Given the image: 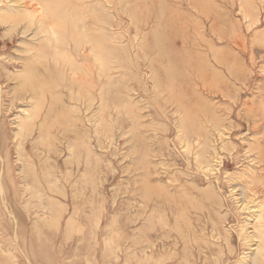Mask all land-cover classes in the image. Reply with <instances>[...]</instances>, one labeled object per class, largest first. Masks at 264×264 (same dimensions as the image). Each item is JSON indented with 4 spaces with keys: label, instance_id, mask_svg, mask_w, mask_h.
<instances>
[{
    "label": "rangeland",
    "instance_id": "obj_1",
    "mask_svg": "<svg viewBox=\"0 0 264 264\" xmlns=\"http://www.w3.org/2000/svg\"><path fill=\"white\" fill-rule=\"evenodd\" d=\"M75 2L55 5L69 6V14L76 11L94 36L109 37L108 75L101 59L94 62L93 51H87L92 58L78 57L71 46L62 47L60 59L38 55L40 35L23 33V24L8 32L9 24L0 23V125L5 123L16 179L7 195L16 211L5 210L0 198L10 228L0 222V263L33 264L23 237L27 242L41 238L39 222L52 218L50 205L44 206L24 180L20 142L59 175L81 177L89 155L90 163L98 164L95 197L107 206V224L115 218L118 229L109 264H139L176 247V264H182L179 253L189 249L194 264L209 256L214 260L218 246L225 251L221 264H251L255 256L264 257L258 253L264 248V194L246 186L262 167L255 157L258 139L264 143V122L258 131L247 125L264 117V0ZM20 3L0 0V21ZM29 59L62 69L50 71L63 81L65 100L60 110L65 116L52 126L50 144L38 125L28 136L20 133L36 102L16 89ZM74 66L83 79L75 82L80 90L72 86ZM42 72L49 73L47 66ZM79 134L82 147L74 143ZM61 181L75 191L78 181ZM23 215L22 226L15 221ZM105 222L94 237L105 238ZM146 223H157L151 236ZM52 239L62 248L61 235ZM67 246L59 263L81 256L76 243Z\"/></svg>",
    "mask_w": 264,
    "mask_h": 264
},
{
    "label": "bare ground",
    "instance_id": "obj_2",
    "mask_svg": "<svg viewBox=\"0 0 264 264\" xmlns=\"http://www.w3.org/2000/svg\"><path fill=\"white\" fill-rule=\"evenodd\" d=\"M18 1L21 2L19 4L20 6L18 5V8L20 9L14 13L5 12L4 20L0 21L2 24H9L6 27V31L11 32L12 30L19 28L20 24H23V33L32 31L35 33V35H40L42 39L39 42L38 48H36L38 55L48 54L53 58L60 59L59 52L62 51V47L71 46L78 57L82 56L86 58H92V56L90 57V55L87 54V51H93L94 62L101 59L100 63L103 61V66L101 68H104V73L106 75L109 74V67L107 64L110 59V39L107 35L99 36L97 34L94 36V33L92 32L94 29L92 28L91 30L92 26H90L88 21L86 19H80L79 21L78 19L80 17H78L79 15L77 16L76 11L75 13L72 12L69 14L68 10L70 7L67 5L64 9L63 7L55 5V2L58 0ZM69 2L78 4L75 2V0H69ZM34 26H36V29ZM65 33L66 36H60ZM82 50L84 51L83 54L81 53ZM42 65L43 64H40L36 60L29 59L24 64L23 70L21 71L22 73L18 75L20 78V84L16 88L17 93L20 95L30 93L34 96V98H36L34 108L27 115V118L23 122L25 130L20 131V133L22 136H28L34 132L36 126L38 125L41 130L40 135L48 136L50 144L51 131L53 128L52 126L61 122V118L65 116V110H63V116H61L60 113L62 112L60 110L63 109L62 105L65 102L62 93H60L62 92L61 88L63 85L61 83L63 81L59 83L58 78L55 79L54 75H52L50 71L53 69V71L57 73L56 70L62 69L57 68L56 65H51V62H48L43 66ZM44 66H47V71H49V73L42 72ZM77 68L79 67H73L74 74L72 86L75 89H79L82 86L81 84H75L76 80L78 82L80 81V83L83 82V79L81 78ZM92 73L93 72H90V74ZM59 74L64 76L63 73ZM93 80L95 79L93 78L92 81ZM105 93L106 91L104 94ZM263 122L264 117H259L255 120V123L252 126L250 124L247 125L248 129L251 130L254 128L258 131L257 126L262 125ZM4 124L5 123L2 122V125H0V198H2L4 201L3 207L5 210L8 209L9 211L15 212L16 209L12 207V205H9L12 204V200L7 199L10 185L14 184L16 179L13 178V172L11 169L12 167L9 166L11 164L9 162L10 152L7 151L9 139L4 133ZM184 128L188 129L189 127ZM74 138V143L82 147L84 137L79 134ZM262 140L263 139H258L257 141L258 152L255 157L262 164L261 173H259L257 176L252 175L251 183L246 184V186L248 188L254 189V193L264 194V143ZM18 154L20 157H22L21 160L24 161V168L22 170L24 173V180L25 182L28 181V183L31 182L33 184L34 189L32 194L41 199L44 206L46 205L47 207V205H50L49 208L52 209L51 212H49L51 213L52 218L44 219L39 222V227L41 229L38 234L41 238H38V236L35 238L34 236V240L27 242L26 240L28 239L26 236L23 237L26 245L28 246V251L33 259V264H99L101 260H103L106 264H109L108 261L110 260V257L115 255L114 251L117 252L116 249L112 248V241H114V235L118 233V229L115 228V218L111 224L110 222L107 224V206L105 203H103V201L101 204H99L95 197L96 189L94 187L100 181L98 164L97 166L96 164L92 165V163H90L89 155V166L88 168H85V174L81 175V177L80 175L74 176L69 172L64 173V175H59L58 170H56L53 165H48V163H43L41 161L38 162L35 160V154L31 153L30 150H26L25 146L21 144V142L19 145ZM24 156L26 158H23ZM65 178H72L76 180V182L78 181L77 186L74 188L75 191L72 193H70L67 185H64V182L61 181ZM50 194L53 195L52 198L50 197ZM95 212L96 214H94ZM91 213H93V216H91ZM23 217L25 216H16L15 222L20 224L23 222ZM7 221L8 219L1 212L0 207V222H2V225L7 230H9V223H7ZM104 222L107 225V230L106 232L104 230L101 231L105 234V238L98 239L97 237H94V235H99L101 225ZM23 224L24 222L22 223V226ZM156 224L146 223V235L151 236V231L155 228ZM42 230L46 232V235L44 234L45 232H41ZM57 235H61L63 238L62 248L57 245L54 246V240L52 237L56 238ZM39 239H41L43 242H40ZM70 242L76 243L75 249L78 250L77 253L81 256H78L79 258L72 263H59L58 259H60V257L58 256H60L61 251H66L68 248L67 245ZM100 250L102 251L101 256H99ZM178 251L179 248L176 247L169 249L167 252H156L155 255L150 256L148 259L140 260L139 264H171L169 262L172 260V263L175 262L174 264H176L178 262L175 257ZM189 251L190 252L188 253L184 252L183 255H180L179 253V256H181L179 257V262H182V264H194V262L188 258L192 253L191 249H189ZM19 252H21V250ZM217 252L218 256L214 260L210 256L207 259L205 257L203 264H221L224 261L222 260V256L224 255L225 251L218 246ZM258 253L264 254V248L260 247L258 249ZM138 262L139 260L134 263H131V261L125 263L138 264ZM251 264H264V257L255 256Z\"/></svg>",
    "mask_w": 264,
    "mask_h": 264
}]
</instances>
